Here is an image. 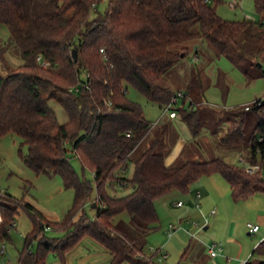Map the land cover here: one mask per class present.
Returning a JSON list of instances; mask_svg holds the SVG:
<instances>
[{"label":"trees","instance_id":"obj_1","mask_svg":"<svg viewBox=\"0 0 264 264\" xmlns=\"http://www.w3.org/2000/svg\"><path fill=\"white\" fill-rule=\"evenodd\" d=\"M101 1L0 0V24H6L11 35L6 48L0 46L4 66L0 137L9 132L18 135L28 146V153L22 155L25 163L38 174H59L75 195L66 217L52 221L31 202L0 192V241L10 238L20 208L32 220L17 264H47L50 253L65 264L66 254L85 236L109 251L110 264H155L145 247L159 223L155 207L159 197L175 189L187 193L201 177L215 173L228 181L235 200L264 193L261 172L250 173L223 157L168 166L159 149L160 134L131 161L151 123L143 106L128 96L133 87L148 101L169 105L176 94L158 82L187 56V42L196 39L207 40L251 77L246 64L264 52V0H255L259 21L221 17L212 2L222 0H108L106 10L100 12ZM11 45L24 60L16 67L4 56ZM51 101L65 109L67 122L58 120ZM247 111L257 119L248 139ZM236 112L239 117L228 120L220 141L242 145L249 150V162L264 163V141L259 140L264 137V99L253 101L250 110L243 106ZM179 113L198 135L201 127L195 112L182 107ZM73 155L93 172L94 184L79 175L71 162ZM130 162L133 174L127 178L123 174ZM108 183L131 192L110 194ZM95 188L98 197L91 208L96 215L91 218L85 206ZM123 212L130 216L128 223L116 219ZM49 229L63 236H49ZM263 245L264 239L255 250ZM245 264H264V260L248 259Z\"/></svg>","mask_w":264,"mask_h":264},{"label":"rangeland","instance_id":"obj_2","mask_svg":"<svg viewBox=\"0 0 264 264\" xmlns=\"http://www.w3.org/2000/svg\"><path fill=\"white\" fill-rule=\"evenodd\" d=\"M107 4L108 0H102L98 5V11H105ZM212 4L217 13L225 19L260 20L255 0H222L220 3L212 2ZM10 37L7 25L0 24V46L2 48H6ZM186 46L188 47L187 56L167 71L158 82L160 86L170 89L176 95L182 94L178 102L170 108L177 109L176 118L169 116L168 105L162 107L156 102L148 101L133 87L128 89V96L143 106L145 116L151 123L147 137L134 150L131 161L137 159L149 148L160 134V143L163 145L161 144L159 149L166 154L168 166L180 165L187 160L205 161L216 157H223L229 163L244 166L241 158L247 159L249 150L243 149L242 145H225L220 139L226 131L228 120L239 117L236 112L237 108L257 99H264V75L262 76L264 52L246 64L245 69L251 75L247 77L244 68L238 67L228 57L219 54L207 40H192L187 42ZM4 56L12 67L24 62L13 45L5 50ZM3 69V62L0 58V70L3 71ZM50 104L58 120L61 123L67 122L68 114L65 109L55 101H51ZM182 107L190 108L195 112V117L201 127L198 135L191 132L188 123L180 116L179 110ZM245 122L246 139H248L255 130L256 116L251 111H247ZM21 140L18 135L11 132L0 137V192L6 191L20 200L31 202L49 220H63L73 206L74 190L64 186L59 174H38L30 168L22 158V155L28 153V146L22 145ZM71 162L82 178L94 184L93 172L89 168H83L78 157L73 155ZM133 167V162H130L123 175L130 178L133 174ZM215 178H220L223 186L226 187V193L222 187L217 188L218 196L231 205L230 211L235 212L238 224L237 243L228 245L227 249L222 239L211 237V230H202L197 238H191L186 229L191 233H196L200 230L196 223L202 225L206 222L199 214L198 203L204 204L203 213L207 215V221L211 223L212 218L208 217L206 211L210 209V213L216 207L211 208L207 205L211 203V198L205 195L201 200H197L196 194H191L190 191L184 193L175 189L155 200L159 223L157 229L150 234V237L148 236L145 247L146 256L150 257L155 264H178L176 262H179L181 257H183L181 264H214L210 262L211 259L208 258L210 255L207 251H203L202 254L197 253L196 249L202 240L206 242L208 240L223 241L225 244L223 249L230 253L228 257L235 256L229 260L225 258L226 264L239 259L236 256H240L241 245L244 247L242 256H249L253 261L264 260V245L255 250L264 239V223L259 221L260 215H264V193L260 190L251 197L235 200L228 181L221 174L205 175L200 179L208 182ZM106 189L108 193L118 196L131 192V188H124L118 183H108ZM97 197L95 188L91 201L85 206L91 218L96 215L95 209L91 208V202ZM179 201H182L184 206H176ZM116 219L128 223L130 216L127 212H123ZM15 220V227L10 230V238L0 241V264H17L19 252L24 247L25 236L32 229L30 214L25 209L20 208ZM249 223L259 225L260 231L251 234L248 229ZM47 234L56 237L63 236V232L53 229H49ZM166 240L168 241L165 243ZM159 247H163L168 252V260L160 262V258L155 255ZM101 250L103 253L104 249L101 248ZM189 256L202 257L198 261L189 262ZM57 260H59L57 255L50 253L47 264H56Z\"/></svg>","mask_w":264,"mask_h":264},{"label":"crops","instance_id":"obj_3","mask_svg":"<svg viewBox=\"0 0 264 264\" xmlns=\"http://www.w3.org/2000/svg\"><path fill=\"white\" fill-rule=\"evenodd\" d=\"M221 187L226 193V187L225 185L223 186V182L222 180H220V178H215L213 181H208V182H206V180L199 179L198 181H196L195 183L191 185L190 193L195 195L197 194V191H200L201 196L200 198H196L197 200H201L204 195L207 196V198H211V203H208L207 205L210 206L211 208L212 206L216 207V213L214 214H212L211 212L209 213L210 209L206 211V213H208V217L212 218V223L209 221L205 222L202 230L204 231L211 230V237L213 236L215 239L217 238L222 239L226 243V246L228 249V245L237 243L238 239L236 238V233L238 230V224L236 223L235 212L229 210L231 208V205L228 202H226L225 199H222L220 196H218L216 192L217 188L220 189ZM203 205L204 204L201 205L200 203H198L197 206L199 208L198 210L199 214L202 215V217L205 219L207 218V215L203 213V210H202ZM176 206L178 207L184 206V203L182 205H178L176 203ZM259 221L264 223V215H260ZM260 229L261 228L259 227V230L257 231V233L260 231ZM173 230L176 231L175 228H173ZM202 230H199L196 233H191L190 230L186 229V231L191 235V238H197L198 234ZM167 241L168 240H166L165 243ZM223 241L222 243H224ZM202 243L204 244V246ZM202 243L198 245L196 249L197 253L202 254L203 251H207V254H209L208 245L211 243V241L208 240L206 242L202 240ZM224 245L225 244H223V246ZM190 246L191 245H189V247ZM101 248L104 249L103 253H102ZM243 248L244 247L241 245V248H239L240 256L239 255L236 256L239 259L236 260V262L232 260L231 264H244L248 259H251L249 256H242L244 254ZM157 250H158L157 254H159V251L161 254L162 253L166 254V257L164 258L156 255L158 258L161 257L160 262H164L165 260H168L169 254L168 252L164 250L163 247H159L157 248ZM183 254H185V252ZM228 254H230L229 251L223 249L222 253L219 256L212 257L209 254L210 256H208V258L211 259L210 262L214 264H226L225 258L229 260V258L235 257V256L228 257L229 256ZM201 257L202 256H189L188 261L189 262L198 261V259ZM182 260H183V257H181L180 261L176 263L181 264L183 262ZM110 262H111V255L109 251L102 244H100L98 241H96L92 237L85 236L74 248H72L66 254L65 264H110ZM56 264H63V263L59 259L57 260ZM122 264H129V263L124 262ZM162 264H167V263H162Z\"/></svg>","mask_w":264,"mask_h":264},{"label":"built area","instance_id":"obj_4","mask_svg":"<svg viewBox=\"0 0 264 264\" xmlns=\"http://www.w3.org/2000/svg\"><path fill=\"white\" fill-rule=\"evenodd\" d=\"M40 59V57L38 58ZM182 97V94L179 93L178 95L174 96L173 99H172V102L168 105L169 106V116L174 118L177 116V111L175 109H170L173 107L174 104H176L178 102V99ZM258 104H261V102H257ZM110 105V102L108 103ZM252 108V103H248L245 105V109L246 110H250ZM260 141H264V137L261 136L259 138ZM241 162H243L244 166L247 168V170L250 172V173H255V172H261L263 177H264V163H261V162H255V163H251L249 162L247 159L245 158H241ZM197 198H200L201 196V193L200 191H197V194H196ZM101 206H103V203L100 202ZM178 205H182L183 202L182 201H179L177 202ZM212 214L216 213V208H214L212 211H211ZM1 218V217H0ZM206 222H207V218H205ZM204 224L203 223L202 225L196 223L197 226H199V229L202 230L203 227H204ZM248 229H249V232L250 233H255L259 230V225H252V224H248ZM223 251V243L221 241H213L211 242L209 245H208V252L209 254L212 256V257H217L219 256ZM157 256H161L162 258L166 257V254H161L160 251H159V254ZM160 257V259H161ZM245 264V263H244Z\"/></svg>","mask_w":264,"mask_h":264},{"label":"water","instance_id":"obj_5","mask_svg":"<svg viewBox=\"0 0 264 264\" xmlns=\"http://www.w3.org/2000/svg\"><path fill=\"white\" fill-rule=\"evenodd\" d=\"M74 56L75 57L77 56V51L76 50H74ZM92 206L95 208L97 206L96 202H94Z\"/></svg>","mask_w":264,"mask_h":264}]
</instances>
